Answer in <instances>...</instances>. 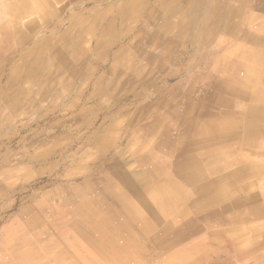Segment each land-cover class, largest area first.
Returning <instances> with one entry per match:
<instances>
[{
  "label": "rangeland",
  "instance_id": "374dc122",
  "mask_svg": "<svg viewBox=\"0 0 264 264\" xmlns=\"http://www.w3.org/2000/svg\"><path fill=\"white\" fill-rule=\"evenodd\" d=\"M224 1L184 0L175 8L161 1L152 20L160 15L164 25L184 13L173 23L170 42L180 35L185 39L172 61L149 64L142 56L162 49L143 41L151 26L138 20L128 25L118 17L126 0H59L49 14L45 7L40 15L34 13L32 39L26 46L18 42L8 62H18L37 47L36 71L28 73L30 62L19 73L0 64V264H18L21 251L45 246L48 236L73 239L78 228L84 229L80 219L92 204L109 203L101 191L109 187L111 174L121 182L128 170H135L138 157L156 152L144 146L155 120H164L163 130L172 127L179 134L187 108L177 97L233 49L227 29L232 17L222 12ZM247 2L264 6V0ZM214 52L221 53L208 57ZM197 99L196 92L185 98L190 104ZM110 136L108 146L99 144ZM171 149L166 147V154ZM132 218L140 220V213ZM87 231L106 254L103 241ZM226 242L220 238L211 246L216 253L226 251ZM58 245L64 243L52 248ZM52 248L39 264H55ZM127 248L136 253L133 247H120ZM147 264L159 263L149 258Z\"/></svg>",
  "mask_w": 264,
  "mask_h": 264
},
{
  "label": "bare ground",
  "instance_id": "6f19581e",
  "mask_svg": "<svg viewBox=\"0 0 264 264\" xmlns=\"http://www.w3.org/2000/svg\"><path fill=\"white\" fill-rule=\"evenodd\" d=\"M53 1L59 0H0V12L18 19L30 12L40 15L45 7L49 14ZM161 1L170 8L184 2ZM159 3L126 0L118 10V17L127 20L128 25L138 20L144 27L151 26L143 41L162 52L144 54L146 64L172 61L185 39L180 35L170 42L173 23L180 21L184 13L164 25L160 24V15L152 20ZM248 3L224 1L222 12L232 17L227 29L233 49L177 97L187 108L185 126L179 134L172 127L163 130L164 120H155L144 146H152L156 152L151 157H138L135 170H128L121 182L111 174L109 187L101 191L110 197L109 203L95 201L85 219H80L84 229L78 228L73 239L68 234L54 240L48 236L45 246H29L21 251L18 264L25 260L24 264L41 263L40 256L48 254L57 243L64 245L52 248L50 255L55 264H70L67 255L79 264H147L149 258L159 264H264V27L254 32L259 35L252 31L239 36L242 18L264 17V6ZM36 49L20 57L12 71L19 73L30 62L28 73L33 75ZM239 51L254 63V69H243L244 77L234 60ZM135 54L130 52L129 61ZM7 57L0 52V62ZM192 92L198 94V99L190 104L185 98ZM110 138L99 144L108 146L113 140ZM168 146L172 149L166 154ZM137 212L140 220L132 218ZM87 230L103 241L106 254ZM220 238L227 240L231 250L227 249L233 253L227 249L216 253L211 245ZM122 245L133 247L137 255L128 248L121 250Z\"/></svg>",
  "mask_w": 264,
  "mask_h": 264
},
{
  "label": "crops",
  "instance_id": "0c3cea01",
  "mask_svg": "<svg viewBox=\"0 0 264 264\" xmlns=\"http://www.w3.org/2000/svg\"><path fill=\"white\" fill-rule=\"evenodd\" d=\"M0 14H2L1 15L2 18H0V52H4L6 55H8V60L4 61L5 60L4 59L3 64H2V62H0V64H2L4 66L8 65L9 68L12 69L11 67L14 66L15 60L13 59V61H11V64H9L8 61L13 55L16 56L18 42H19V45L22 46L25 44V46H26L27 45L26 41L29 39L30 40L32 39L31 33H32V26H33V22H34L33 21L34 13L30 12V14L27 15L26 17H24V18L22 17V18H18V19L11 18V16H7L6 13L3 14L0 12ZM27 23H28V25H27ZM263 24H264V17L263 16L256 18V19H253L251 17H244V18H242V25L240 28L239 36L241 37V36L247 34V32H250V34H252V31L254 34V32L262 30L261 27H264ZM258 33H260V32H258ZM262 33L263 32H261L260 34H262ZM254 35H259V34H254ZM239 40H240V42L243 41L241 39H239ZM220 53L221 52H214L212 54L210 53L208 55V57L212 58L215 55L219 56ZM252 55L253 54H251V56ZM262 56L264 57V53ZM247 59L248 58L245 57V53H242L240 51L235 53L234 60H235V62H237V65H238V68L240 71L243 69H247L248 66L251 67L248 69H252V68L254 69V65H253L254 63L251 64L250 62L247 61ZM208 63H207V65H208ZM248 63H249V65H248ZM2 65L0 67V71H1ZM211 66H212V64H211ZM206 67H207V70L210 68L209 66H206ZM242 74H243V77L246 76V75H244V70H243ZM247 77H249L250 79L254 78L252 75H249ZM230 246L231 245H227V247H230Z\"/></svg>",
  "mask_w": 264,
  "mask_h": 264
}]
</instances>
